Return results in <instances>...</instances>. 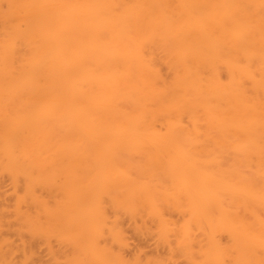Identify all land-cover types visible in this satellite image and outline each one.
<instances>
[{
	"label": "bare ground",
	"instance_id": "obj_1",
	"mask_svg": "<svg viewBox=\"0 0 264 264\" xmlns=\"http://www.w3.org/2000/svg\"><path fill=\"white\" fill-rule=\"evenodd\" d=\"M0 168L58 264H264V0H0Z\"/></svg>",
	"mask_w": 264,
	"mask_h": 264
},
{
	"label": "rangeland",
	"instance_id": "obj_2",
	"mask_svg": "<svg viewBox=\"0 0 264 264\" xmlns=\"http://www.w3.org/2000/svg\"><path fill=\"white\" fill-rule=\"evenodd\" d=\"M164 73H167L165 70ZM0 168V174H2ZM5 172H3L4 174ZM8 174V173H7ZM4 175L2 178H0V213L2 215L1 220L3 221L2 226L0 227V238L4 237L3 243H6L8 241H11L14 243L13 245H9L8 248H6V251L9 249L15 250L14 254L11 255V258L6 259L7 263L4 264H13L12 262H20L22 264L25 260V257L28 258L26 264H58L55 261V258L59 260V258L63 257L60 253L67 252L70 250H67V248L64 246L63 242H60V236L57 233H45L44 236H37L32 234L25 226V221H21L20 218L17 216L18 209L21 208L20 211L26 213L35 214L36 209L35 206L31 205V203H23V205L20 207L18 198L24 197V194L27 192H24V186L21 185L18 189L13 187L12 178ZM22 184V183H20ZM53 194V193H52ZM27 195V194H26ZM40 195H42L46 200L53 202V196H51L47 192H41ZM28 198V196H26ZM55 198V197H54ZM55 202V201H54ZM54 204V203H53ZM51 203V205H53ZM19 207V208H18ZM173 215L172 219H174L176 222L181 221L182 215L178 214L177 212ZM128 217H122L121 218V226L123 227V230L125 231V239L127 238L128 246L124 250L123 255L126 257L127 260L133 261L135 258H140L143 261L148 260H154V259H164V261L169 262L168 264H186V261L182 258L180 260H174L177 257H173L172 254H170L169 244L165 245L167 242H162V239H158L157 232L158 228L156 230L155 223L151 224L152 222L147 223V228L149 226L148 232L146 231L147 228L144 226L145 231H143L142 222L141 220L138 221V223L130 221V219H127ZM0 220V222H1ZM111 222H114V219H111ZM137 222V221H136ZM145 225V224H144ZM111 226V225H110ZM113 226V225H112ZM142 227V228H141ZM139 228L142 229V232H140ZM56 229V228H55ZM139 229V230H138ZM150 230V232H149ZM160 237V236H159ZM225 238V240H224ZM227 237H223L222 241L227 242ZM174 239V238H172ZM7 240V241H6ZM161 240V242H160ZM172 241V240H171ZM106 245L111 246L112 249H115V252H119L118 244L113 243V241H110L109 238L105 240L104 242ZM224 243V242H223ZM7 244L10 243H6ZM5 246V244H4ZM69 246V245H67ZM4 248V249H5ZM117 249V251H116ZM60 250V251H59ZM62 250V252H61ZM119 250V251H118ZM59 251V253H58ZM122 251V250H121ZM59 254L58 255L56 254ZM57 255V256H56ZM173 257H171V256ZM172 259H171V258ZM3 259V258H2ZM0 259V260H2ZM65 260V259H64ZM63 261V260H61ZM60 261V264L62 262ZM171 261V262H170ZM173 261V262H172ZM176 261V262H175ZM1 262V261H0ZM5 262V261H3ZM2 263V262H1ZM0 263V264H1Z\"/></svg>",
	"mask_w": 264,
	"mask_h": 264
}]
</instances>
